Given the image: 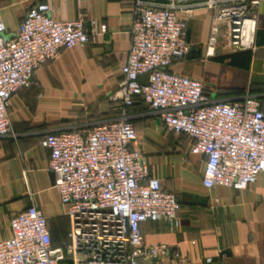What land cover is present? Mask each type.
<instances>
[{"label": "built area", "instance_id": "obj_1", "mask_svg": "<svg viewBox=\"0 0 264 264\" xmlns=\"http://www.w3.org/2000/svg\"><path fill=\"white\" fill-rule=\"evenodd\" d=\"M261 1L134 0L122 80L110 94L119 100L121 116L89 128L49 132L40 141L49 152L47 168L69 218V243L52 246L47 218L31 200L9 220L10 235L0 239V264H191L170 245L143 240L142 222L164 220L176 227L180 205L134 147L137 132L127 110L140 99L160 112L169 131L186 135L190 153L205 158L204 187L243 190L256 182L264 173L259 99L211 100L200 80L168 67L188 55L185 17L200 8L215 11L207 54H213L219 34L229 47H252ZM105 31L106 24L96 27L95 20L86 28L82 16L56 20L44 1L28 8L12 35L6 34L0 16V136L14 134L10 99L40 86L36 73L43 63ZM203 261L216 264L212 257Z\"/></svg>", "mask_w": 264, "mask_h": 264}, {"label": "crops", "instance_id": "obj_2", "mask_svg": "<svg viewBox=\"0 0 264 264\" xmlns=\"http://www.w3.org/2000/svg\"><path fill=\"white\" fill-rule=\"evenodd\" d=\"M37 1L49 3L56 20L82 16L86 28L91 20L96 27L106 24V31L89 35L85 45L63 49L43 63L36 73L39 87L13 94L8 114L14 134L0 136V239L10 235V218L33 200L47 218L52 246L64 247L69 243V218L47 168L49 152L40 141L49 132L89 128L121 116L119 100L109 96L122 80L134 0H0L7 35L16 32ZM214 16V10L200 8L185 17L190 51L169 71L200 80L211 100L250 95L264 111V0L256 9L250 48L229 47L219 34L213 54H207ZM127 115L137 132L134 147L143 153L150 174L180 205L176 227L164 220L140 224L144 242L166 243L191 264H205L206 257L216 264H264V173L243 190L208 189L202 183L205 158L190 153L186 135L169 131L160 112L147 104L134 103Z\"/></svg>", "mask_w": 264, "mask_h": 264}, {"label": "trees", "instance_id": "obj_3", "mask_svg": "<svg viewBox=\"0 0 264 264\" xmlns=\"http://www.w3.org/2000/svg\"><path fill=\"white\" fill-rule=\"evenodd\" d=\"M136 102L144 103V102H143L142 100H140V99L136 100ZM136 102H135V103H136ZM144 104H145V103H144ZM133 105H134V104H133ZM133 105H132V106H133ZM132 106H131V107H132ZM129 108H130V107H129Z\"/></svg>", "mask_w": 264, "mask_h": 264}, {"label": "rangeland", "instance_id": "obj_4", "mask_svg": "<svg viewBox=\"0 0 264 264\" xmlns=\"http://www.w3.org/2000/svg\"><path fill=\"white\" fill-rule=\"evenodd\" d=\"M109 98H111V97L109 96Z\"/></svg>", "mask_w": 264, "mask_h": 264}]
</instances>
